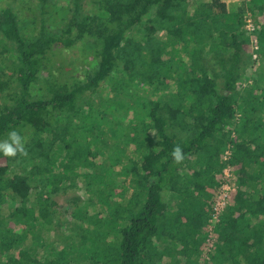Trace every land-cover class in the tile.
I'll return each mask as SVG.
<instances>
[{
  "label": "trees",
  "instance_id": "trees-1",
  "mask_svg": "<svg viewBox=\"0 0 264 264\" xmlns=\"http://www.w3.org/2000/svg\"><path fill=\"white\" fill-rule=\"evenodd\" d=\"M8 1L0 141L16 129L27 155L0 156V264H264V0ZM85 44L96 67L63 80L52 47ZM119 103L129 121L99 116Z\"/></svg>",
  "mask_w": 264,
  "mask_h": 264
},
{
  "label": "rangeland",
  "instance_id": "rangeland-1",
  "mask_svg": "<svg viewBox=\"0 0 264 264\" xmlns=\"http://www.w3.org/2000/svg\"><path fill=\"white\" fill-rule=\"evenodd\" d=\"M230 2H239V0H229ZM243 1V0H241ZM8 2L6 0H2L1 5H7ZM33 28L36 29V26H27L24 31L30 34L33 31ZM57 28V26H56ZM23 31V32H24ZM35 31V30H34ZM161 38H166L165 34L160 35ZM56 46V45H55ZM92 47L88 46L85 44L84 47H69V54L67 53H62L60 48L57 47H52L50 53V56H53V61L60 67V77L65 80L68 79L71 75H73L76 79L77 77H80V79H84L87 75V73L91 72L95 67H96V59L94 58L95 52L91 49ZM8 53V52H7ZM123 105L126 104H117L112 107L106 105L105 108H101L99 113V116L104 115V116H109L111 113L110 112H122V119L129 121L131 117L130 110L127 108L125 109ZM85 113V112H84ZM82 116V112H81ZM83 117V116H82ZM115 117V116H114ZM117 117V116H116ZM92 121L96 124V109L94 110V114L92 116ZM124 122V124H125ZM123 124V125H124ZM48 136V134H46ZM67 164L72 165V163L67 162ZM77 195L81 197L82 199L87 198V192L84 191V188L81 187L80 189L77 190ZM68 196H71V193H68ZM96 207H91L90 209H96ZM63 221V220H62ZM66 222V220L64 221ZM65 226H68L66 223L64 224Z\"/></svg>",
  "mask_w": 264,
  "mask_h": 264
},
{
  "label": "built area",
  "instance_id": "built-area-1",
  "mask_svg": "<svg viewBox=\"0 0 264 264\" xmlns=\"http://www.w3.org/2000/svg\"><path fill=\"white\" fill-rule=\"evenodd\" d=\"M245 29L250 33L254 32L255 30L254 22L249 15L246 16ZM252 44L254 49L252 56L253 58H256L257 56L256 50L258 49V42L256 38L252 39ZM229 156H230V151L227 150L225 152L224 157L228 159ZM230 166L231 165L228 164L223 170L224 181L219 186L215 201L210 210L207 225L204 228L206 232V237L204 239V247L201 255L202 258L205 260L209 259V255L215 246L216 238L218 235V225L220 223L221 215L226 205L228 204L229 196L233 191L236 190L237 187L236 177L232 173Z\"/></svg>",
  "mask_w": 264,
  "mask_h": 264
},
{
  "label": "clouds",
  "instance_id": "clouds-1",
  "mask_svg": "<svg viewBox=\"0 0 264 264\" xmlns=\"http://www.w3.org/2000/svg\"><path fill=\"white\" fill-rule=\"evenodd\" d=\"M27 155L25 149V139L16 129L8 132L7 139L0 141V156L13 158L17 155ZM177 162L183 160V153L179 146H177L172 153Z\"/></svg>",
  "mask_w": 264,
  "mask_h": 264
},
{
  "label": "crops",
  "instance_id": "crops-1",
  "mask_svg": "<svg viewBox=\"0 0 264 264\" xmlns=\"http://www.w3.org/2000/svg\"><path fill=\"white\" fill-rule=\"evenodd\" d=\"M224 3H226L227 4V6L229 7V6H232L233 4H236L237 3V1L236 2H230L229 0H222ZM241 0H239V2H240ZM177 197L173 194V197H171V199L170 200H168V204H170L171 205V207L172 208H174L175 207V204H176V202H177Z\"/></svg>",
  "mask_w": 264,
  "mask_h": 264
}]
</instances>
